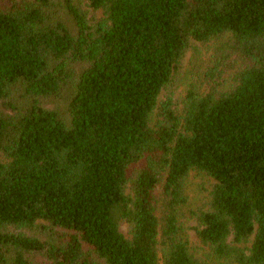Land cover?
Here are the masks:
<instances>
[{
	"label": "trees",
	"instance_id": "1",
	"mask_svg": "<svg viewBox=\"0 0 264 264\" xmlns=\"http://www.w3.org/2000/svg\"><path fill=\"white\" fill-rule=\"evenodd\" d=\"M0 264H264V0H0Z\"/></svg>",
	"mask_w": 264,
	"mask_h": 264
},
{
	"label": "rangeland",
	"instance_id": "2",
	"mask_svg": "<svg viewBox=\"0 0 264 264\" xmlns=\"http://www.w3.org/2000/svg\"><path fill=\"white\" fill-rule=\"evenodd\" d=\"M196 45H199L201 48L205 49V46L202 44L195 43ZM190 54V53H189ZM208 53H206L207 55ZM188 54L183 58L182 65L185 64V61L187 60ZM181 76L180 74L176 75V78L162 91L161 98H164L165 96H178L182 91V82L180 81ZM210 188V182L208 178L196 174L195 172H191L186 180V194L189 199L190 204L194 208L202 207V205L207 201L208 199V190ZM119 229L120 231L127 236V224L121 221L119 223ZM190 240L193 245V248L198 252L199 254L202 253L206 248L203 246L199 240L196 238L193 231L190 232Z\"/></svg>",
	"mask_w": 264,
	"mask_h": 264
}]
</instances>
